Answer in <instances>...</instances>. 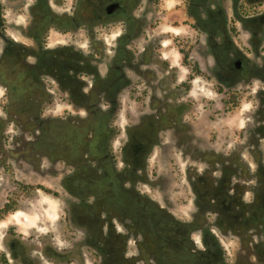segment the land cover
<instances>
[{"label":"rangeland","instance_id":"obj_1","mask_svg":"<svg viewBox=\"0 0 264 264\" xmlns=\"http://www.w3.org/2000/svg\"><path fill=\"white\" fill-rule=\"evenodd\" d=\"M76 1L0 0L9 43L24 49L0 36V207L15 205L0 220V253L10 264H264V0H122L136 9L130 21L144 29L135 43L145 49L146 76L130 75L118 109L108 110L98 96L97 111L74 109L68 92L37 63L32 76L34 59L26 53L36 47L31 22L43 14L50 25L64 18L76 29L52 27L42 44L91 55V43L103 41L94 51L105 73L127 21L108 19L88 31L84 21H72ZM46 87L55 104L40 111ZM144 87L140 98L136 91ZM143 117L167 124L160 135L148 128L152 147L137 168L144 180L126 186L149 210H160L153 215L163 217L159 232L166 236L131 234L123 261L107 252L120 240L92 237L89 229V212L100 210L99 179L109 168L96 140L107 145L116 131L113 148L123 165L127 138ZM204 232L215 244L210 252ZM97 248L103 249L98 262L91 256Z\"/></svg>","mask_w":264,"mask_h":264},{"label":"flooded vegetation","instance_id":"obj_2","mask_svg":"<svg viewBox=\"0 0 264 264\" xmlns=\"http://www.w3.org/2000/svg\"><path fill=\"white\" fill-rule=\"evenodd\" d=\"M40 1L45 3L46 0ZM44 8L45 10H48V7ZM135 10L136 9L126 8L125 3H123L122 0H77L75 3L72 11V21H84L81 25H84L88 31L99 25L105 27L106 24L104 23L108 19L122 17L124 21H127L124 23L123 31L118 33V38L116 39L113 48V57L107 62L106 71L102 76H100V71L97 65L99 55L94 51V48H96V46L101 47L103 41L91 43V55H81L82 51L75 50L73 47L67 45H60L48 49L42 44V39L50 28L55 27L63 32H67L74 31L77 25L67 24L64 18L59 17H54V20L58 24H46L45 20L47 14H43L45 18L40 23H37V20L33 23L31 22L29 26V36L34 40L35 46L37 47L26 48L28 56L34 59L31 63L32 76H34L35 71L37 70L33 65L37 63L36 66L38 70H40V68L43 70L41 72L43 73L42 75L48 77L51 76L55 80V83H58L61 90L68 92L69 100L66 99V102L70 103L74 109H85L89 111L99 110L96 108V105H100L101 103V100L98 101L97 99L100 95H102V101H105L108 110L118 109L119 104L117 103V96L121 91L133 84L130 75H140L142 79H145L146 76L140 71V67L146 62L145 60L147 58L145 55H142L145 49H137L135 43L139 37L141 38L144 29L140 24L130 21L135 14ZM60 21H62V23L64 22V24L59 23ZM5 25V21L3 20V7L0 2V36L5 39L7 43L6 45H12L14 47L15 43L10 44V40L5 34ZM108 31H110V29H108ZM14 40L17 41L16 38H14ZM15 46L16 50L21 49L24 52L22 46ZM138 53L139 56L137 57L136 55ZM140 55H142V57ZM164 64L166 68H169L168 62ZM171 72V80H173V71ZM88 77H90V84L87 81ZM101 77H103L102 79L104 80L101 84V88L98 89L96 86V84H98L97 79ZM94 82L95 86L93 84ZM185 82L186 83H183L182 85L184 90L188 91L190 81ZM128 90L131 94L135 93L134 86ZM136 93H138L141 98L143 93L146 94L147 91L144 87L140 88V92L137 90ZM45 96L46 98L40 111L46 110L51 104H55L54 98L47 87L45 89ZM53 120L61 121L57 119ZM89 121H92V119ZM62 122L68 123L71 127L83 126L82 123H78L77 125L70 120H64ZM162 122V120L157 122L148 117H143L138 121L137 129L127 138V143L123 148V155L121 156V159L124 160L123 165H121L120 157L117 155L118 151L113 148L112 142L115 140L116 131H114L113 135L109 138L107 145H105L104 139L100 140L99 138L96 140L97 148L101 153L102 158L109 163V168H105L104 174L102 175L103 178L99 179L104 185L100 188L101 195L96 201L100 206V210L87 205L94 209L89 212L92 214L91 216H88L89 223L93 224V226L89 225V229L92 231V237L100 238L105 235L107 238L111 237L114 240H120V247L118 249L114 251V248H112V250L107 248V252H109V254H116L115 256L123 261L125 260L123 245L129 240L131 234L142 233V236L145 239L147 237H152L153 235L155 238L158 236L161 238L163 237V233L159 232L164 224L162 220L163 217L160 215H153L154 213L160 214V210H157L156 208H151V210H149L146 202L142 200V196H139L134 189L126 186V182L137 183L139 179L144 180V176L138 173L137 168L140 170L139 168L142 167V163H140L141 160L146 157L152 147V143L150 142L152 137H148L150 134L148 128L160 129V135L162 127L167 124L166 120L163 123ZM89 123L87 122L86 125L92 126L90 125L91 123ZM93 157H95V155H91V158ZM83 163L84 161H82L80 165ZM24 186H27V188L31 190L43 188L45 191L47 190V192H49V188L44 185ZM81 198L82 201L86 200L84 196ZM13 207L15 208V205H13ZM103 209L107 213L106 216L102 215ZM9 213L10 212H7V214ZM86 215L84 216L85 221H87ZM5 217H7V215H5ZM1 219L2 218H0V220ZM104 227L106 228V231H103ZM148 228H154L152 230L154 232H148ZM156 229H158V232L155 231ZM177 233L178 232H175L176 235ZM165 236L166 234L164 237ZM202 244L203 248L208 252L215 248L213 238L209 233H203ZM93 250L91 251V256H93L94 261L98 262L103 249L97 248ZM0 264H10L6 254L0 253Z\"/></svg>","mask_w":264,"mask_h":264},{"label":"trees","instance_id":"obj_3","mask_svg":"<svg viewBox=\"0 0 264 264\" xmlns=\"http://www.w3.org/2000/svg\"><path fill=\"white\" fill-rule=\"evenodd\" d=\"M194 66H196V64ZM13 208V205L6 203L4 207L0 208V218H3L5 215H7V212H10L13 210Z\"/></svg>","mask_w":264,"mask_h":264}]
</instances>
